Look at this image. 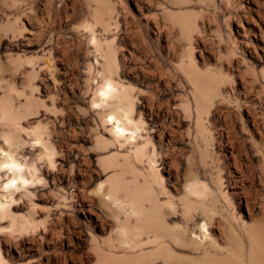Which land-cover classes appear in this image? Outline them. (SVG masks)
Listing matches in <instances>:
<instances>
[{"label":"rangeland","instance_id":"rangeland-1","mask_svg":"<svg viewBox=\"0 0 264 264\" xmlns=\"http://www.w3.org/2000/svg\"><path fill=\"white\" fill-rule=\"evenodd\" d=\"M262 254L264 0H0V264Z\"/></svg>","mask_w":264,"mask_h":264},{"label":"bare ground","instance_id":"bare-ground-1","mask_svg":"<svg viewBox=\"0 0 264 264\" xmlns=\"http://www.w3.org/2000/svg\"><path fill=\"white\" fill-rule=\"evenodd\" d=\"M260 233V232H259ZM256 238V237H255ZM260 241V240H259ZM259 245V244H258ZM247 256V255H246ZM256 258V257H255ZM253 264V262L251 263ZM256 264H264V254H262L261 256L257 257V261Z\"/></svg>","mask_w":264,"mask_h":264}]
</instances>
